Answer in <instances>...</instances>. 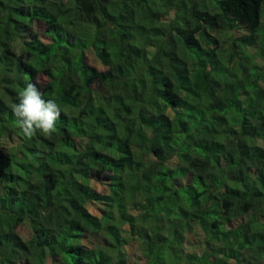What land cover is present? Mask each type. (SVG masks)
I'll use <instances>...</instances> for the list:
<instances>
[{
  "label": "trees",
  "instance_id": "1",
  "mask_svg": "<svg viewBox=\"0 0 264 264\" xmlns=\"http://www.w3.org/2000/svg\"><path fill=\"white\" fill-rule=\"evenodd\" d=\"M37 81L61 115L28 138ZM132 239L264 264V0H0V264H130Z\"/></svg>",
  "mask_w": 264,
  "mask_h": 264
},
{
  "label": "clouds",
  "instance_id": "2",
  "mask_svg": "<svg viewBox=\"0 0 264 264\" xmlns=\"http://www.w3.org/2000/svg\"><path fill=\"white\" fill-rule=\"evenodd\" d=\"M36 83L29 82L18 93V103L11 105L12 113L24 136L31 138L39 131L50 136L55 131V121L61 109L55 99H44Z\"/></svg>",
  "mask_w": 264,
  "mask_h": 264
},
{
  "label": "rangeland",
  "instance_id": "3",
  "mask_svg": "<svg viewBox=\"0 0 264 264\" xmlns=\"http://www.w3.org/2000/svg\"><path fill=\"white\" fill-rule=\"evenodd\" d=\"M249 43V42H248ZM250 45V44H248ZM253 48L252 46L250 47V49ZM88 60L90 63L96 65L98 68H104L105 66L100 62V60L95 57L93 55L92 52L88 53ZM91 185H93L95 188H97L98 190H102V191H107V185H105L102 181H98L95 178L90 180ZM92 210L98 209L91 206ZM19 231L21 232V234L23 236H28V227L27 224L24 223L21 226H19ZM88 242L89 244H94L96 242H100L101 238L99 237V235H97V233L91 232L88 234ZM188 249L193 250V246L190 245L188 246ZM126 250V258L129 261L130 264H140L144 261V255H143V251L141 250V245L139 242H137L136 240L132 239L131 242L129 244L126 245L125 247Z\"/></svg>",
  "mask_w": 264,
  "mask_h": 264
}]
</instances>
